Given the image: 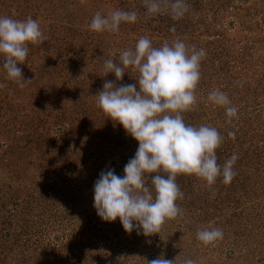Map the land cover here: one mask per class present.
Returning a JSON list of instances; mask_svg holds the SVG:
<instances>
[{"label":"rangeland","instance_id":"rangeland-1","mask_svg":"<svg viewBox=\"0 0 264 264\" xmlns=\"http://www.w3.org/2000/svg\"><path fill=\"white\" fill-rule=\"evenodd\" d=\"M186 2L189 11L174 20L168 13L146 18L144 0H0V16L32 17L46 37L29 44L18 65L31 80L24 87L6 79L0 57V264H147L161 255L175 264H264V0ZM114 10L136 11L138 19L117 33L90 30L97 12ZM141 37L153 47L179 39L206 51L196 103L182 116L218 130L219 165L238 156L228 184L219 176L208 187L178 174L183 215L149 237L125 232L119 218L103 221L94 208L101 172L123 176L138 149L96 107L106 80L136 84L138 73L128 68L116 81L114 73L103 76V64ZM214 90L230 105L213 106ZM226 107L237 115L228 117ZM210 226L223 239L205 245L196 233Z\"/></svg>","mask_w":264,"mask_h":264},{"label":"clouds","instance_id":"clouds-1","mask_svg":"<svg viewBox=\"0 0 264 264\" xmlns=\"http://www.w3.org/2000/svg\"><path fill=\"white\" fill-rule=\"evenodd\" d=\"M144 6L146 18L168 13L174 20L182 18L190 7L186 0H144ZM137 19L136 11L114 10L107 15L97 12L89 28L95 33L112 34L119 31L122 23H135ZM170 31L175 32V27ZM45 39L39 23L32 17L18 20L0 16V57L6 79L20 87L31 81L23 78L18 65L26 60L29 44H39ZM205 57L203 48L197 49L195 45L189 48L179 39L153 47L148 37H141L134 49L120 52L118 61L105 60L104 77L114 73L116 81H120L128 68L138 73L136 84L117 87L106 80L103 90L96 95V107L122 125L126 133L138 141V149L125 165L123 176L108 169L101 172L94 183V208L103 221L113 222L119 218L127 233L136 230L145 237L159 234L167 220L183 215L176 203L183 199L176 183L178 174H194L208 187L219 176L225 184L235 177L236 154L223 165L217 163L215 150L223 139L218 130L208 125H188L182 116L196 103L194 91ZM207 99L213 106L230 105L229 97L219 90L210 92ZM237 112L236 107H226L230 118ZM228 135L235 138L232 131ZM151 173L156 175L149 186L147 180ZM196 236L208 245L223 239V231L210 226L198 230ZM147 264H175V260L161 255ZM183 264H195V261L187 259Z\"/></svg>","mask_w":264,"mask_h":264}]
</instances>
